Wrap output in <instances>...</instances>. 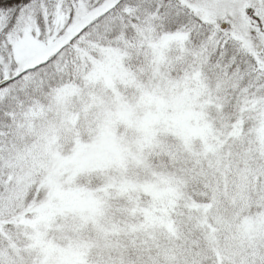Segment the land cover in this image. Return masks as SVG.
Wrapping results in <instances>:
<instances>
[{
    "label": "snow or ice",
    "instance_id": "6c2138e0",
    "mask_svg": "<svg viewBox=\"0 0 264 264\" xmlns=\"http://www.w3.org/2000/svg\"><path fill=\"white\" fill-rule=\"evenodd\" d=\"M0 264H264V0H0Z\"/></svg>",
    "mask_w": 264,
    "mask_h": 264
}]
</instances>
